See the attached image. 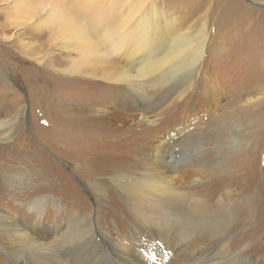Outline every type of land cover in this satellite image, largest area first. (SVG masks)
Listing matches in <instances>:
<instances>
[{"label":"rangeland","instance_id":"rangeland-1","mask_svg":"<svg viewBox=\"0 0 264 264\" xmlns=\"http://www.w3.org/2000/svg\"><path fill=\"white\" fill-rule=\"evenodd\" d=\"M160 1L174 10L179 20L178 28L184 32L192 36L208 32L205 59L184 99L179 98L182 92L180 83L163 87V84L158 86L155 81L145 80L142 90L152 101L135 102L125 112L140 114L142 110H149V116L155 117L157 123L147 127V123L140 122L142 132H139V126L138 132L128 138L122 134L123 130H118L119 139L114 137L115 145L110 144L114 146L105 154L95 148L92 151L72 150L71 142L70 146L63 139L59 143L58 133L62 125H66L64 134L79 124L95 127L93 120L118 105L117 96L126 88L113 89L106 82L102 84L101 75H97L99 79H88L79 74L81 70L89 69V62L84 52L65 44L67 39L58 27V10H51L58 0H32L33 8L29 7L27 11L20 9L16 0H0V169L10 165L7 172L27 173L29 181L40 178L42 183L35 186L36 191L31 193L30 199L46 195L58 203V207L50 205L39 222L27 211H21L22 217L9 210L6 214L20 219L27 228L33 226L31 231L45 242L58 240V243L62 242L61 234L65 230L76 232L79 228L76 222L82 225L76 221L80 219L77 214H83L86 226L97 215V226L106 237L102 241L88 234L87 238H81L82 242L85 241L84 244L80 242L82 246H72L69 238L66 242L71 245L58 244V248L51 250L55 255L53 260L46 256L45 261L49 264H111L115 259L111 246L132 264H175L189 257L174 256L173 252L159 249L154 238L134 220L121 200L114 202L103 192L90 190V186L98 182L111 187L110 182L118 174L141 170L142 167H137L136 161L129 158L124 147L126 142L140 141V137L152 140L179 127L187 129L186 136L192 142L183 151L192 152L193 143L201 144L204 153L210 155L208 166L213 174H221L224 170L225 174L231 173L228 166L232 165V157L239 154L249 157L252 171L248 178L243 176V181L247 182H243L244 187L240 185L243 195L234 209H244L249 201L252 205L238 213L241 227L235 232L240 240L235 247L244 250L254 264H264V93L259 90L242 92L248 84L254 86L264 74V63H253L254 55L264 52V38L259 39V35L264 34V0H241L243 9L250 16L233 12L231 7L236 5L233 0ZM3 35H12V42L5 40ZM238 98L243 100L240 105H247L248 109L236 115L229 114L231 100ZM147 103L152 107L148 108ZM136 118V121H142L141 117ZM4 122L13 126L11 132L3 129ZM117 123L123 125V120L119 118ZM6 136L11 137L6 139ZM235 141L238 144L234 149ZM188 143H182V146ZM176 152L180 153L179 147ZM185 155L179 154L175 160L178 165L176 174L192 166ZM77 167L82 168L81 172ZM213 174L209 171L206 176L198 174L203 179V187H206L204 182L212 183L209 178ZM8 188L0 176L1 205L6 200L4 196ZM116 194L111 192L110 195L118 198ZM243 232L246 233L245 239L241 237ZM74 249L75 252H71ZM22 257L18 245L8 241L0 247V264H21ZM39 264H43L41 260Z\"/></svg>","mask_w":264,"mask_h":264},{"label":"bare ground","instance_id":"bare-ground-1","mask_svg":"<svg viewBox=\"0 0 264 264\" xmlns=\"http://www.w3.org/2000/svg\"><path fill=\"white\" fill-rule=\"evenodd\" d=\"M31 1L16 0L15 4L27 11L29 7L33 8L34 4ZM233 1L236 3L231 7L233 12L250 16L243 9L245 7L241 0ZM39 6L37 9H40ZM53 6L52 12L58 10V27L59 30L62 29V34L67 39L68 43L65 42V44H69L73 50L84 52L87 56L89 69L81 70L79 74L91 79H99L97 75H101L102 84L106 82L113 89L125 87L127 91L119 97L117 93L118 105H115L110 112L106 111L105 114L98 115L99 117L93 120L95 127H84L86 124L84 126L79 124L72 127V131L67 132L68 134H64L66 125H62L58 133L59 143L65 140L68 146L71 142L72 150L92 151L95 148L106 154V151L116 143L114 137L119 139L118 130H123L122 134L128 138L138 132L139 126V132H142V123H147V127L155 125L156 118L149 116V110L148 112L142 110L140 114L125 112L135 102L152 101V98L147 97L142 90L145 80L155 81L158 86L159 83L163 84V87L180 83L182 92L179 98H186V90L191 86L207 53L209 41L207 31L198 36L184 32L178 28L179 20L174 10L160 0H58V3ZM3 38L9 42L13 40L12 35H3ZM261 38H264V34L259 35V39ZM254 56L253 63H264V52ZM247 61L252 62L250 58H247ZM247 64L249 68L250 65ZM252 86L253 84H248L241 91L245 93L259 90L264 93V74L257 79L253 88ZM107 99L105 98V101ZM236 100H231L232 111L230 113L228 111L229 114L236 115L241 110L248 109L249 106L240 105L243 100L239 98L237 102ZM102 104H105L103 99ZM146 106L152 107L150 103ZM137 116L141 117L142 121H136ZM90 117L93 118L92 115ZM119 118L123 120V125L117 123ZM3 129L11 132L13 126L9 122H4ZM186 133V128L179 127L152 140L140 137V141L126 142L124 147L129 152L126 151L129 158L136 161V166L142 167L141 170L139 168L140 171L136 170L133 174H118L110 182L111 187L105 183H92L90 190L103 192L114 202L121 200L129 208L134 220L154 238L159 249L173 252L174 256H189L175 264H254L244 254V250H237L235 247L240 240L235 232L238 227H241L238 213L241 210L246 211L245 208L252 205L249 201L244 209H234L236 202L243 195L240 185L243 184L244 187V183L247 182L246 179L243 181V176L248 178L252 171L249 157L246 154L232 157L234 158L230 160L232 165L228 166L232 169L231 173L225 174L226 170H224L221 174H213L208 166L211 160L210 155L204 153L201 144L193 143L192 152L183 151V149L187 150L192 143ZM6 137L10 139L11 136ZM257 138L260 140L261 136ZM179 141L183 144L189 143L182 146ZM237 144L238 142L235 141L234 149ZM176 147L180 148V153L176 152ZM185 153L192 166L183 169V173L176 174L178 165L175 160L179 154L186 157ZM253 154L255 155V151ZM219 164L218 167L222 168ZM10 169V165L0 169L2 172L0 176L9 187L4 196L5 202L0 204V244L4 246L9 241L18 245L24 256L21 264H39L40 260L43 264H49L45 261L46 256L48 260H53L55 255L51 250L58 248V244L78 246L82 242L81 238L84 236L87 238L88 234L102 241L106 240L105 234L99 225L97 226V215L86 226L83 223L86 221L83 214H77L80 219L76 221L82 222V225L76 222V226L79 227L76 232L65 230L61 234L62 242L58 243V240L45 242L42 237L31 231L34 230L33 226L27 228L22 225L20 219L6 214V210H9L22 217L21 211H27L39 222L50 205L58 207L57 201L46 195H37L30 199L31 193L36 191L35 186L42 183L40 178H37V181L36 179L29 181V174L7 172ZM77 170L81 172L82 168L79 167ZM208 171L213 174L209 178L212 183L204 182L206 187H203L201 183L203 179L198 174L206 176ZM14 183H17V186H14ZM111 192L115 194L118 192L116 194L118 198L111 196ZM245 236L246 233L243 232L241 237L245 239ZM69 238L72 240L71 244L67 243ZM82 243L84 244L85 241ZM112 247L111 254L115 259L111 261V264H132L123 254L120 255L116 247ZM71 252L74 253L75 249Z\"/></svg>","mask_w":264,"mask_h":264}]
</instances>
